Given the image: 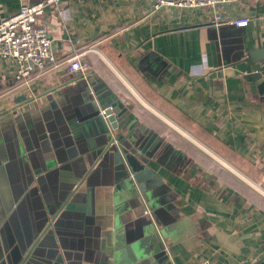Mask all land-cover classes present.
I'll list each match as a JSON object with an SVG mask.
<instances>
[{
	"label": "crops",
	"instance_id": "obj_1",
	"mask_svg": "<svg viewBox=\"0 0 264 264\" xmlns=\"http://www.w3.org/2000/svg\"><path fill=\"white\" fill-rule=\"evenodd\" d=\"M41 1L0 0V22L21 5ZM60 7L62 14L46 7L37 22L49 30L56 66L17 85L15 64L0 58V152L14 141L21 156L17 182L14 169L0 163V230L7 224L0 245L34 227L37 203H44V197L54 200L69 182L75 186L79 178L72 175L85 166V152L102 144L87 99L89 85L102 101L119 100L128 122L154 132L182 154V159L174 152L162 154L169 169L150 163L168 186L172 206L160 236L167 257L162 264L263 260L264 199L244 182L249 172L264 184V99L243 77L263 72L264 61L251 65L241 55L264 45V3L233 0L216 9L153 11L151 0H61ZM216 15L250 22L217 26ZM77 54L90 66L84 73L71 72L65 63ZM18 95L29 102L14 107ZM58 115L69 117L75 132L67 146ZM40 124L54 126L41 131ZM47 148L65 156L55 169L65 166L70 172L53 177L52 170L42 171L38 191L7 222L12 211L5 212L6 200L14 182L17 187L25 176L22 158L29 161L31 154L36 165L46 166ZM102 179L100 174L88 192L85 183L73 189L87 200L68 209L67 225L59 230L73 253L86 255L88 263L81 264H113L115 219ZM144 211L139 206L121 215L127 241ZM156 246L148 239L138 264H160Z\"/></svg>",
	"mask_w": 264,
	"mask_h": 264
},
{
	"label": "water",
	"instance_id": "obj_2",
	"mask_svg": "<svg viewBox=\"0 0 264 264\" xmlns=\"http://www.w3.org/2000/svg\"><path fill=\"white\" fill-rule=\"evenodd\" d=\"M241 56L246 58L248 64L257 65L264 61V45L259 44ZM243 78L245 82L254 84L256 92L264 99V71L252 72L244 75ZM86 94L94 109L91 116L95 118L94 122L99 127L98 135L101 137L97 142H102V144L90 145V150L85 152V158H83L85 166L81 167L82 170L79 174L75 172L72 175L79 178V182L75 186L69 182L67 186L61 188L54 200L44 197V203H37L36 217L38 221L34 227L27 229L24 236L15 240L5 241L3 239V243L0 245V264L88 263L86 255L73 253L72 247L61 240L59 230L67 225L65 221L69 219L70 212L68 211L70 210L68 209L74 208L75 205L79 207V200L82 196L74 193L73 189L77 191L81 184L85 183L88 192V189L96 184L100 174L103 178V185L109 186L112 204L110 211L115 219L113 264H138L139 259L144 255L141 251L142 247L148 239L154 240L157 245V262L162 264L164 260H167L160 236L164 233L163 227L169 224L166 212L172 209L168 197L169 188L153 171L150 163L169 169L162 162V154L169 151L174 152L181 159L182 154L177 150L173 151L171 145L164 143L154 132L139 126L135 121L128 122L127 109L119 100L102 101L95 91L91 92L89 85L86 88ZM27 102L29 101L25 95H18L13 100V106L18 107ZM68 120L67 116L65 118L59 116L57 121L61 129L59 133L66 138L64 142L66 146L71 141L69 135L75 134L74 129L71 130V123ZM51 125L53 124L44 126L40 124L41 131L43 129L50 131ZM115 131L116 133L112 134ZM7 149V151L0 152V163H7L8 169L10 167L14 169L13 177L17 182L19 173L17 169L21 156L16 151L17 149L15 150L14 141L12 144L8 143ZM45 152L47 156L49 155L46 166L36 165L31 154L28 155L29 161H25V157L22 158L25 176L23 181L20 180V184L17 183V187L14 182L12 196L6 200L5 212L9 214L12 211L7 222L13 220L17 210L38 191L36 186L41 185L44 181V178L41 177L42 171L46 168L52 170L53 173H50L49 176L53 177H59L61 171L70 172V169L65 166H60L58 170L55 169L56 162L64 159V155L61 156L57 151L54 152L48 148L45 149ZM69 191L72 193L68 196ZM86 195L84 194V196ZM82 200L86 201L87 198ZM139 206L144 207L146 211L142 216L144 219L136 223L137 229L127 241L123 220L120 217L130 208L134 209ZM5 230H7V224L3 225L0 230L1 237ZM166 264H170V262ZM257 264H264V259Z\"/></svg>",
	"mask_w": 264,
	"mask_h": 264
},
{
	"label": "built area",
	"instance_id": "obj_3",
	"mask_svg": "<svg viewBox=\"0 0 264 264\" xmlns=\"http://www.w3.org/2000/svg\"><path fill=\"white\" fill-rule=\"evenodd\" d=\"M233 0H151L153 11L163 8L175 9H216ZM256 4L264 0H254ZM61 0H43L37 4H23L16 14L0 22V58L11 60L16 66L15 82L26 85L34 76L46 72L49 66L58 64L51 49V39L46 26L38 25V19L50 7L54 12L62 14ZM250 22L247 17L225 20L220 15L214 17V24H229L236 27H246ZM82 55L77 54L65 63L68 69L86 72L90 66L82 61ZM252 264V263H247ZM254 264V263H253Z\"/></svg>",
	"mask_w": 264,
	"mask_h": 264
},
{
	"label": "rangeland",
	"instance_id": "obj_4",
	"mask_svg": "<svg viewBox=\"0 0 264 264\" xmlns=\"http://www.w3.org/2000/svg\"><path fill=\"white\" fill-rule=\"evenodd\" d=\"M248 173L246 172L245 175L249 179H245L246 182L244 183L248 186L250 190L254 191L255 193H257L259 196H261L264 199V184L262 185V182L258 181L257 176L250 174V173L248 174Z\"/></svg>",
	"mask_w": 264,
	"mask_h": 264
}]
</instances>
